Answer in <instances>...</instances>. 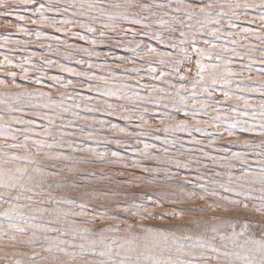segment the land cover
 Masks as SVG:
<instances>
[{"label": "snow or ice", "instance_id": "obj_1", "mask_svg": "<svg viewBox=\"0 0 264 264\" xmlns=\"http://www.w3.org/2000/svg\"><path fill=\"white\" fill-rule=\"evenodd\" d=\"M0 25V264H264V0Z\"/></svg>", "mask_w": 264, "mask_h": 264}, {"label": "rangeland", "instance_id": "obj_2", "mask_svg": "<svg viewBox=\"0 0 264 264\" xmlns=\"http://www.w3.org/2000/svg\"><path fill=\"white\" fill-rule=\"evenodd\" d=\"M0 31H3L2 25H0ZM198 203H202V202H198Z\"/></svg>", "mask_w": 264, "mask_h": 264}]
</instances>
